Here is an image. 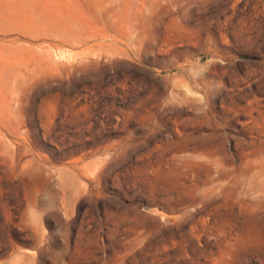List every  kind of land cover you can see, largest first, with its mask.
<instances>
[{"label": "rangeland", "instance_id": "1", "mask_svg": "<svg viewBox=\"0 0 264 264\" xmlns=\"http://www.w3.org/2000/svg\"><path fill=\"white\" fill-rule=\"evenodd\" d=\"M0 264H264V0H0Z\"/></svg>", "mask_w": 264, "mask_h": 264}]
</instances>
